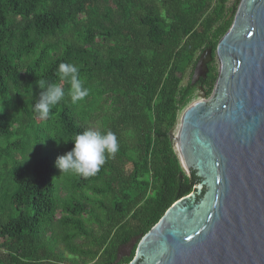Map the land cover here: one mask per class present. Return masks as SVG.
I'll list each match as a JSON object with an SVG mask.
<instances>
[{
  "label": "trees",
  "instance_id": "1",
  "mask_svg": "<svg viewBox=\"0 0 264 264\" xmlns=\"http://www.w3.org/2000/svg\"><path fill=\"white\" fill-rule=\"evenodd\" d=\"M240 0H0V264H126L137 243L199 179L174 133L197 87L186 74L215 49ZM74 63L89 90L72 103L56 74ZM65 99L40 120L38 80ZM88 129L120 149L92 177L62 174L59 156ZM134 243L129 255L121 248Z\"/></svg>",
  "mask_w": 264,
  "mask_h": 264
},
{
  "label": "water",
  "instance_id": "2",
  "mask_svg": "<svg viewBox=\"0 0 264 264\" xmlns=\"http://www.w3.org/2000/svg\"><path fill=\"white\" fill-rule=\"evenodd\" d=\"M209 97L181 113L172 140L199 179L137 243L126 264H264V0H240L215 49ZM211 49L197 58L204 78Z\"/></svg>",
  "mask_w": 264,
  "mask_h": 264
},
{
  "label": "clouds",
  "instance_id": "3",
  "mask_svg": "<svg viewBox=\"0 0 264 264\" xmlns=\"http://www.w3.org/2000/svg\"><path fill=\"white\" fill-rule=\"evenodd\" d=\"M56 74L61 82L69 85L67 95L72 103L82 101L89 95V90L80 78V69L74 63H60ZM37 85L41 92L33 105V111L40 120H46L52 107L65 99V89L61 84L40 79ZM71 142L74 147L59 156L55 166L62 174H74L83 178L95 176L106 159L114 157L120 149L117 135L111 130L102 132L88 129L76 134Z\"/></svg>",
  "mask_w": 264,
  "mask_h": 264
},
{
  "label": "rangeland",
  "instance_id": "4",
  "mask_svg": "<svg viewBox=\"0 0 264 264\" xmlns=\"http://www.w3.org/2000/svg\"><path fill=\"white\" fill-rule=\"evenodd\" d=\"M231 1H233V0H231ZM216 64H217V67H218V62H217V60H216ZM189 79H190V75H189V74H186L185 77H184V79H183V82H182V83L185 84ZM198 92H199V90H196V91H195V97H194L193 100L199 98V96H198ZM206 97H209V95L206 96ZM193 100H192V101H193ZM133 245H134V243L131 242L129 245H127V246L121 248L120 254H121V255H129V252H130L131 248L133 247Z\"/></svg>",
  "mask_w": 264,
  "mask_h": 264
},
{
  "label": "flooded vegetation",
  "instance_id": "5",
  "mask_svg": "<svg viewBox=\"0 0 264 264\" xmlns=\"http://www.w3.org/2000/svg\"><path fill=\"white\" fill-rule=\"evenodd\" d=\"M194 70V69H193ZM208 72V71H207ZM193 73V72H192ZM206 75H207V73H206ZM191 76H192V74H191ZM206 78V76L204 77V78H199L196 82H195V86L197 87V90H198V88L199 87H202L200 84H201V82H203V81H201V80H203V79H205ZM190 79H191V77H190ZM203 88V87H202Z\"/></svg>",
  "mask_w": 264,
  "mask_h": 264
}]
</instances>
